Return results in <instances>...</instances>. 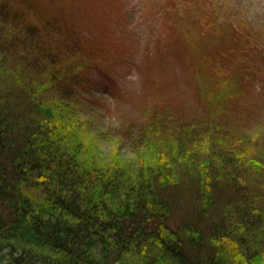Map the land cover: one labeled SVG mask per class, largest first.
<instances>
[{"label":"trees","instance_id":"16d2710c","mask_svg":"<svg viewBox=\"0 0 264 264\" xmlns=\"http://www.w3.org/2000/svg\"><path fill=\"white\" fill-rule=\"evenodd\" d=\"M225 1L235 67L199 70L194 102L161 91L94 130L105 153L84 113L117 86L81 75H105L90 63L106 53L91 45L100 31L88 8L0 0L1 261L264 264V98L249 86L262 68L246 55L264 40V16Z\"/></svg>","mask_w":264,"mask_h":264},{"label":"rangeland","instance_id":"374dc122","mask_svg":"<svg viewBox=\"0 0 264 264\" xmlns=\"http://www.w3.org/2000/svg\"><path fill=\"white\" fill-rule=\"evenodd\" d=\"M212 1L213 4L209 0H82L80 7L89 11L83 13L84 16L100 31L98 42L91 45L100 46L106 54L99 52V56L90 61H102L103 77L95 72L98 68L93 71L83 69L81 75L94 81H112L117 86L114 88L115 99L95 92L84 113L90 133L96 136L103 152L109 153L112 145L105 135L94 130H109L107 128L117 122V117L122 118L124 111L131 108L130 115L136 117L146 97L150 99L161 91L165 94L169 90L173 97L194 102L196 98L193 96L199 87L195 81L199 70L206 74L213 70L220 73L229 71L228 64L235 67L229 57L238 59L240 46L227 44L225 37H221L225 34L221 30L222 24L227 27L225 22L230 23L231 19L222 15L219 8L222 5ZM233 3L237 9L248 7L250 14L264 16V0H234ZM87 51L93 54L91 56L96 53L91 48ZM127 54L130 55L128 59L125 58ZM246 55L262 68L258 77L252 74L249 86L264 98V40ZM241 73L244 75L243 71ZM233 80L230 76L224 81ZM259 102L262 104L263 101ZM249 106L252 110V104ZM246 110L249 115L247 107ZM122 152L134 156L125 148ZM0 264L6 262L0 260Z\"/></svg>","mask_w":264,"mask_h":264}]
</instances>
